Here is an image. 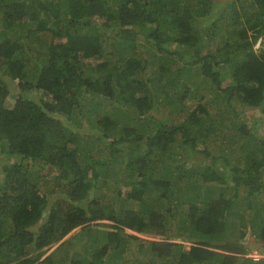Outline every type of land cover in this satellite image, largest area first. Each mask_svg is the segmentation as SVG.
<instances>
[{
  "label": "trees",
  "instance_id": "1",
  "mask_svg": "<svg viewBox=\"0 0 264 264\" xmlns=\"http://www.w3.org/2000/svg\"><path fill=\"white\" fill-rule=\"evenodd\" d=\"M1 21L0 264H264V166L247 152L264 141L233 101L264 114V0H0ZM208 95L230 110L212 116ZM50 174L63 197L42 190ZM112 174L115 204L96 193ZM77 227L96 248L57 254Z\"/></svg>",
  "mask_w": 264,
  "mask_h": 264
},
{
  "label": "rangeland",
  "instance_id": "2",
  "mask_svg": "<svg viewBox=\"0 0 264 264\" xmlns=\"http://www.w3.org/2000/svg\"><path fill=\"white\" fill-rule=\"evenodd\" d=\"M215 1H222L223 3L225 2V0H215ZM217 4H219V3H217ZM1 24H2V21L0 22V28L3 27V25H1ZM111 41H115V39L112 37ZM262 42L264 43V41H262ZM31 45L32 46H37V45H40V43H39V41H33L31 43ZM39 49H40V47H39ZM125 50H130V48H127ZM131 51H134V49L131 50ZM136 51H140V49H137ZM146 52H147V50H143L142 51V55H145ZM94 62H97V60L95 59ZM8 80H9V85H10V94H9V96L7 98V102H8V104L11 105V104H13L15 102L18 94L20 93V88H19V85H18V81L16 79H11V77H10ZM219 90H221V89H219ZM30 92H28V94H31V95L32 94H35L37 97H40L41 92L38 89H31ZM217 95H213V97H216L215 100H213V97H211L210 95H208L207 96L208 98L206 97V99H207L206 105L208 106L209 110L211 111L212 116L214 115L215 117L218 118L219 115H222L224 111H229L230 110V107H229L228 102L226 100L227 97L225 99L223 96H217ZM162 97H163V95L160 96V99H162ZM199 101H201V99L199 97H195V96L194 97H187L186 98V103L188 105V108H187L188 111L187 110H176V112H174L172 114H169V111H170V108H171L170 106H172V108H174L176 106H175V104H172V103L171 104H168V106H166V108L164 109V114L167 115V116H170V117H167L168 118L167 121H169V123H179L180 121H182L184 119V117L187 115V113L192 108H194L197 105V103ZM233 101H234V105L237 107V109L239 111H241V112L243 111V115H248V117H249V119H247L248 125L251 126V127L256 128L259 131L258 132V135L260 137V140L261 141H264V114H262L258 110V108H256V107L254 108V107H250V106H247V105L242 104L241 102H239L238 99H234ZM212 122H214V123L217 124L216 121H212ZM228 128L230 130V127H227V131H228ZM233 131H235V130L233 129ZM261 137H263V140H262ZM142 143H144V145H145L146 139L143 140ZM258 143L259 144H262L260 142H258ZM258 143L255 144V147H253V149L251 148L247 152H249V155L252 158L254 157L255 162H257L258 164H260L262 162L263 163V166H264V153H263V151L260 148V146H259ZM239 144L236 145L238 148H239ZM241 144H242V142H241ZM165 146H167V145H165ZM178 146L179 145H178V142L177 141H175L174 143L171 144V148H176ZM215 146H217L216 143H214V146L213 145H209L210 149L214 150L215 153H219L218 152L219 151V148L218 147L215 148ZM122 151L123 152H126V151H128V149L125 148L124 150L122 149ZM171 151L172 150L169 149L168 150V153H170ZM244 153H246V152L239 151V150L230 153L228 155V163H227V165L225 167L220 166V163L222 161V158H218L217 159V163H215V164L219 165L218 167H219V169L222 172H225L226 169L229 171V168H232L237 163L238 164L241 163V165L243 166L244 165L243 163L245 162L244 161L245 157H243V154ZM240 156H241V160L239 159ZM151 157L153 158V160L157 159L154 153L151 154ZM175 157L179 159V156L178 155H176ZM197 157L198 158H202V157H204V154L198 152ZM101 158H104V157H101ZM4 160L8 161V159L4 157L3 151L1 150V147H0V170H1L2 162ZM13 160H14V158L9 159L10 162H13ZM120 160L121 159H119V162H120ZM126 160L127 159H124L123 163L122 162H120V163L119 162H116V163H113L112 165H115L117 167L115 169L117 171H119V169L121 170V168H125V166H126ZM85 162L86 163H89L90 162V157H87L86 160H85ZM176 163L177 162L174 161V160L170 161V164H171L172 167H174V165H176ZM39 165H40L39 163L38 164L35 163V167L36 166H39ZM158 166H159V164L157 165V167ZM188 167H190V168H196L197 165L196 164H193V165H184V168H188ZM44 172L47 173L46 170H44ZM54 172H56V169H54ZM229 173H230V171H229ZM99 178H100V176H99ZM115 178H117V179H115ZM117 180H119L118 176L112 174L109 177L108 184H106V185H104V184L100 185L96 189V193L97 194L104 193L105 194L104 195L105 200L106 201H110L111 203H114L115 204L116 203V199H121L122 197L124 198L126 196V194H122V195L119 194L118 195V187H119L120 183L117 182ZM54 182H55L54 181V177L50 174L46 178H44L42 182L40 181L39 184H40L42 190H44L45 192L48 191L49 189L50 190L51 189H53V190L55 189L56 193H58V194H50V196L51 195H54V196L58 195L60 197H63L64 194H65V192H63V191L59 192L60 189H59L58 186L54 185ZM131 188H132V185L125 186L124 187V190L127 191L128 189L130 190ZM91 190H93V188ZM67 192H68V189H67L66 193ZM54 196H51V199H52V197L54 199L55 198ZM119 196H121V197H119ZM128 199H129V197H128ZM127 203H130V201L127 202ZM49 210H50V204L47 207V209L45 210L44 216H46L49 213ZM108 221L109 220H106V219L100 220V222H96L95 225H93V226H95V228H99V229L100 228L112 229L111 226L108 225V223H107ZM126 230L131 231L128 228H126ZM79 231H81V229H80V227H77L74 230H72L71 232H69L66 235H63L62 237H60L59 239H57L58 241H55V245H58V244H61V243L62 244L60 246L61 248H59V249L56 250V253L59 254V252H61L62 249H64V248H68L69 250H71V252L74 251V250H81L82 251V250H84V247L85 246L89 247L90 250L95 249L96 248L94 246L95 242L94 241H92L90 243L87 242V240H86V237H87L86 233L85 232H81L80 233ZM247 231H248V229H247ZM77 233L79 234V236H76L75 235ZM249 233L248 232L247 233L245 232L243 235L241 234V238H243L242 241L245 242V245L249 247V251L247 252L248 255H254V254L255 255H259V254H261L260 253L261 251L259 250V247L256 248V246H252L251 245L253 241H252V238H249ZM238 235L240 237V232L238 233ZM84 256L89 257L90 255L89 256L88 255H84ZM59 264H69L68 263V259L67 260H64L63 262H61ZM106 264H108V263H106Z\"/></svg>",
  "mask_w": 264,
  "mask_h": 264
},
{
  "label": "clouds",
  "instance_id": "3",
  "mask_svg": "<svg viewBox=\"0 0 264 264\" xmlns=\"http://www.w3.org/2000/svg\"><path fill=\"white\" fill-rule=\"evenodd\" d=\"M252 246H256V248L257 247H259L260 245L258 244V243H255V242H252V244H251ZM250 246V245H249ZM255 255V254H254ZM254 255H249V256H254ZM259 255H261V254H259ZM254 258V257H253ZM255 259V258H254Z\"/></svg>",
  "mask_w": 264,
  "mask_h": 264
},
{
  "label": "built area",
  "instance_id": "4",
  "mask_svg": "<svg viewBox=\"0 0 264 264\" xmlns=\"http://www.w3.org/2000/svg\"><path fill=\"white\" fill-rule=\"evenodd\" d=\"M260 256H261V255H254L253 257H254L255 259H259Z\"/></svg>",
  "mask_w": 264,
  "mask_h": 264
},
{
  "label": "crops",
  "instance_id": "5",
  "mask_svg": "<svg viewBox=\"0 0 264 264\" xmlns=\"http://www.w3.org/2000/svg\"><path fill=\"white\" fill-rule=\"evenodd\" d=\"M107 263V262H106Z\"/></svg>",
  "mask_w": 264,
  "mask_h": 264
}]
</instances>
